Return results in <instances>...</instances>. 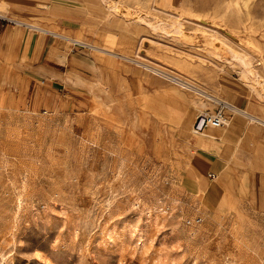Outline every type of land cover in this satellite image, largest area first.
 Returning a JSON list of instances; mask_svg holds the SVG:
<instances>
[{
  "label": "rangeland",
  "instance_id": "374dc122",
  "mask_svg": "<svg viewBox=\"0 0 264 264\" xmlns=\"http://www.w3.org/2000/svg\"><path fill=\"white\" fill-rule=\"evenodd\" d=\"M241 96L264 0H0V264H264V130L237 182L192 166Z\"/></svg>",
  "mask_w": 264,
  "mask_h": 264
},
{
  "label": "crops",
  "instance_id": "0c3cea01",
  "mask_svg": "<svg viewBox=\"0 0 264 264\" xmlns=\"http://www.w3.org/2000/svg\"><path fill=\"white\" fill-rule=\"evenodd\" d=\"M215 102V105L197 102V106L212 111L217 108V104L219 105L218 101ZM227 105L229 106H224L223 112L229 116L228 125L222 128H207L203 133L195 134L191 139L194 150V165L192 166L194 175L200 178L199 183L205 181V176L209 181L214 182L220 180L225 183L237 182V179L228 181L225 178L232 174H234L232 178L237 177L238 171L244 174L238 167V161L245 158L249 145L256 146V137L264 130V112L249 97L241 96ZM230 107L236 110H230L232 109ZM249 158L254 159L250 153ZM254 170L250 168L246 170L247 176H254L256 174Z\"/></svg>",
  "mask_w": 264,
  "mask_h": 264
},
{
  "label": "built area",
  "instance_id": "2783aa9c",
  "mask_svg": "<svg viewBox=\"0 0 264 264\" xmlns=\"http://www.w3.org/2000/svg\"><path fill=\"white\" fill-rule=\"evenodd\" d=\"M224 106H220L214 112H199L196 114L194 122L192 124V132L195 134H201L207 128H222L228 124L226 115L223 112Z\"/></svg>",
  "mask_w": 264,
  "mask_h": 264
},
{
  "label": "bare ground",
  "instance_id": "6f19581e",
  "mask_svg": "<svg viewBox=\"0 0 264 264\" xmlns=\"http://www.w3.org/2000/svg\"><path fill=\"white\" fill-rule=\"evenodd\" d=\"M235 58L237 59V60H240L241 61V64L243 65V69H242V72L244 73V74H252V71H251V68L249 67V60H247V59H242V57L241 56H239V55H235ZM154 69V68H153ZM160 72V71H159ZM242 73V74H243ZM171 76V78L172 79H174L175 80V82H177V83H179L180 85H182V86H186V87H189V86H192V88H193V85L192 84H190L188 81H185V80H183L182 78H180L179 76H175V75H170ZM191 87H189V89H190ZM199 91V90H198ZM197 92V91H196ZM230 108H232V107H230ZM238 109V108H237ZM230 110H236L234 107L232 108V109H230ZM240 111V110H239ZM252 119V118H251ZM254 120H258V119H256V118H254Z\"/></svg>",
  "mask_w": 264,
  "mask_h": 264
}]
</instances>
